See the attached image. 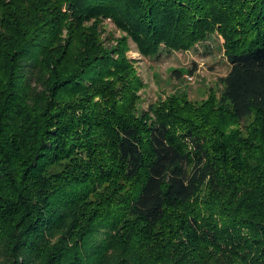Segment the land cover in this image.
Listing matches in <instances>:
<instances>
[{
  "label": "trees",
  "instance_id": "obj_1",
  "mask_svg": "<svg viewBox=\"0 0 264 264\" xmlns=\"http://www.w3.org/2000/svg\"><path fill=\"white\" fill-rule=\"evenodd\" d=\"M214 35L221 93L142 108L129 40ZM0 264H264V0H0Z\"/></svg>",
  "mask_w": 264,
  "mask_h": 264
},
{
  "label": "rangeland",
  "instance_id": "obj_2",
  "mask_svg": "<svg viewBox=\"0 0 264 264\" xmlns=\"http://www.w3.org/2000/svg\"><path fill=\"white\" fill-rule=\"evenodd\" d=\"M102 23L103 35L113 33L118 37L124 33L110 18ZM129 43L128 55L145 82L140 90L142 108H148L172 93H186L197 103L210 97L212 91H217L218 95L221 93L220 78L230 69L222 36L214 35L188 50L162 52L153 57L142 54L132 39Z\"/></svg>",
  "mask_w": 264,
  "mask_h": 264
}]
</instances>
